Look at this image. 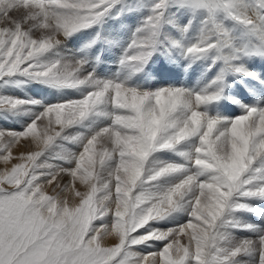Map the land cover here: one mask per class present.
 <instances>
[{
    "label": "snow or ice",
    "instance_id": "snow-or-ice-1",
    "mask_svg": "<svg viewBox=\"0 0 264 264\" xmlns=\"http://www.w3.org/2000/svg\"><path fill=\"white\" fill-rule=\"evenodd\" d=\"M0 264H264V0H0Z\"/></svg>",
    "mask_w": 264,
    "mask_h": 264
}]
</instances>
